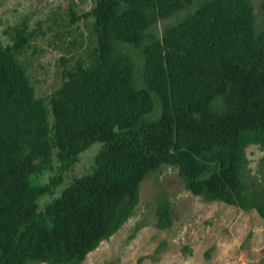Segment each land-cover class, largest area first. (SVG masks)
<instances>
[{
  "label": "trees",
  "instance_id": "16d2710c",
  "mask_svg": "<svg viewBox=\"0 0 264 264\" xmlns=\"http://www.w3.org/2000/svg\"><path fill=\"white\" fill-rule=\"evenodd\" d=\"M258 4L256 26L251 0H94L70 11V21L92 18L87 59L63 68L46 97L18 58L25 24L0 38V264H80L132 214L140 180L162 165L192 194L264 218L263 186L244 177L246 145L264 150ZM94 141L90 168L55 193ZM43 172L48 179L35 181ZM154 215L156 227L171 225L162 190Z\"/></svg>",
  "mask_w": 264,
  "mask_h": 264
},
{
  "label": "rangeland",
  "instance_id": "374dc122",
  "mask_svg": "<svg viewBox=\"0 0 264 264\" xmlns=\"http://www.w3.org/2000/svg\"><path fill=\"white\" fill-rule=\"evenodd\" d=\"M251 1L255 24L259 26L263 23L259 0ZM93 3L94 0H0L1 40L8 42L21 22L31 34L18 58L26 67L36 96L46 97L59 85L63 68L73 65L76 59H87L92 43L89 36L92 18L70 21V11L78 14ZM164 21H157L158 31ZM131 51L138 64L137 52ZM98 147L99 142L94 141L80 153L73 166L62 173V182L55 193L72 176L90 168ZM263 153L258 144L246 145L244 177L248 184L254 180L264 189V165L259 162ZM49 174L43 172L35 181H46ZM160 190L168 195L173 212L172 223L167 228L153 224L155 199ZM47 198L43 195L39 202ZM135 223L140 227L129 236ZM104 261L116 264H264V218L253 208L243 210L192 194L183 187L175 167L162 165L140 180L138 201L132 214L114 233L88 251L80 264Z\"/></svg>",
  "mask_w": 264,
  "mask_h": 264
}]
</instances>
